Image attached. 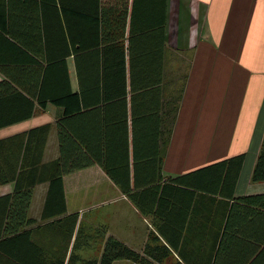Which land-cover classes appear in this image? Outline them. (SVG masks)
I'll return each instance as SVG.
<instances>
[{
	"label": "trees",
	"instance_id": "trees-1",
	"mask_svg": "<svg viewBox=\"0 0 264 264\" xmlns=\"http://www.w3.org/2000/svg\"><path fill=\"white\" fill-rule=\"evenodd\" d=\"M166 4L167 0H0V21L8 16L9 22L24 27L21 37H25L22 40L9 34L23 47L17 50L22 57L12 58L11 63L18 64L21 76L0 79V128L30 118L34 102L44 106L43 102L49 101L60 108L54 120L56 158L42 161L49 123L0 138V185H12L10 194L0 197L9 205L0 243L12 239L28 242L20 250L24 255L10 252L12 256L2 264H111L116 260L218 264V259L223 262L231 257L224 247L231 239L228 232L232 226L237 230L242 217L264 215V193L233 195L243 154L184 174L161 173L181 96L174 89L164 91ZM36 21L43 33L48 23L53 29V43L43 69L42 63L30 56L34 49L26 36ZM1 30L2 23L0 35ZM45 48L36 49L35 56ZM69 56L77 84L72 91L64 65ZM4 66L0 60L1 73H6ZM93 164L149 219L156 233L149 231L141 251H135L112 236L104 237L102 229L85 231L79 226L66 263L64 255L44 256L42 245L29 240L30 228H24L32 223L27 218L32 188L47 183L40 218L62 215L53 220L58 224L49 230L68 238L78 213H65L62 177ZM249 180L264 181V132ZM183 199L215 204L222 225L216 224V246H210L209 253L182 251L190 246L187 234L191 228L177 206L184 205ZM205 205L194 209L204 212ZM67 221L69 226L65 227ZM5 233L8 237H2ZM93 235L102 236L100 254L80 259L74 254L81 246L79 238L83 237L88 246ZM261 249L264 251L263 246Z\"/></svg>",
	"mask_w": 264,
	"mask_h": 264
},
{
	"label": "crops",
	"instance_id": "crops-1",
	"mask_svg": "<svg viewBox=\"0 0 264 264\" xmlns=\"http://www.w3.org/2000/svg\"><path fill=\"white\" fill-rule=\"evenodd\" d=\"M170 1L173 2L170 10L168 0L166 4L165 44L167 48L189 52L191 63L175 116V132L173 131L166 146L161 173L165 176L184 174L216 161L243 154L233 195L238 197L264 193V181L249 180L264 132V0ZM169 14L171 17L173 15L174 18L177 17L179 46H173L167 40ZM0 23L3 29L0 35V60L5 64L6 70V73L0 72V79L19 77L21 73L18 71V64L11 63L12 58L22 57L17 50L18 47L21 49L23 47L9 34L17 35L16 37L23 40L25 37L21 35L24 27L14 21L9 22L6 15L4 21ZM33 24L26 34L34 49L30 56L33 60L40 61L43 69L48 62L46 56L50 54V45L53 43V29L48 23L46 32L43 33L39 21ZM189 31L194 33L192 44L185 41L186 33ZM45 45L46 48L37 52L36 57L35 50L39 47L44 48ZM3 55L6 56L5 62L2 60ZM41 55L44 57L41 58ZM64 62L70 90H76L72 57H66ZM51 74L50 71L47 76ZM34 75L37 76L35 73ZM43 103L44 106H41L40 103L34 102V112L30 118L0 128V138L44 123L51 124L42 152V161L46 162L56 158L58 154L54 120L60 108L49 101ZM62 184L65 213H78L79 209L73 210L76 209L73 207L82 206L83 198L87 195L105 209L96 218V224L86 227L85 221L83 224L81 222L84 215L79 213L73 232L66 238L59 231L49 230L58 224L53 220L62 215L41 220L47 183L35 185L27 209V218L31 219L32 223L24 228H30L29 240L36 245H42L44 256L64 255L66 263L68 255L73 252L72 242L79 226L85 231L88 228L103 227L104 237L112 236L135 251H141L149 231L156 233L149 219L138 212L97 164L65 174L62 177ZM11 189L10 183L0 185V197L10 194ZM182 203L184 205H176L184 212L185 221H189L191 227L187 234L190 246L182 251L193 255L209 253L210 246H216V241L214 242L217 236L216 224L218 222V225H222V220L216 216L215 204L190 202L185 199ZM202 204H206L207 207L204 212L194 209V206ZM8 207V203L0 200V232L2 221L7 217ZM242 218L239 228L236 230L232 226V231L228 232L231 239L224 250L231 257L227 256L223 262L218 259V264H264V251L261 249L264 247V215ZM64 226H69V221L64 223ZM8 235L5 233L2 237ZM201 238L203 240L199 242ZM21 239L24 241L22 237ZM17 240L0 243V264L9 258V255L12 256L10 252L24 255L20 250L23 251L28 242L19 243ZM79 240L81 246L74 250V254L80 259H85L87 256H84V249L87 246L83 237ZM101 248L102 246L96 256L89 258H97ZM111 264L135 263L116 260Z\"/></svg>",
	"mask_w": 264,
	"mask_h": 264
},
{
	"label": "rangeland",
	"instance_id": "rangeland-1",
	"mask_svg": "<svg viewBox=\"0 0 264 264\" xmlns=\"http://www.w3.org/2000/svg\"><path fill=\"white\" fill-rule=\"evenodd\" d=\"M172 5L173 2L168 0L169 10L171 9ZM168 21H169V25H168L169 34L167 40L169 44H172L173 46H179L180 44V42L178 41L179 32L176 29L178 24L177 17L174 18V15L173 17H171V15L169 14ZM194 22L196 24V20ZM193 40H194V33L192 31L186 33L185 41L188 42V44H192ZM190 63H191V57L189 52L184 53L183 51H179L178 49L175 50V49H171L170 47L167 48V51H165V58H164L165 67H164V76H163L165 93H169L171 89H174L177 90L178 93H180V95H182L183 87L187 78L186 76L190 69ZM173 131L175 132V124H173L172 126L169 139H171ZM96 183L99 184V181H97ZM93 191L94 190H92L91 193H93ZM88 193L90 192L88 191ZM73 208H76L73 210L79 209L78 214L83 213L84 218L82 219L81 222L83 224V222L85 221V227L90 224H94V223L96 224V218L98 217V215L101 214V211L105 209L103 205L93 200V198H89L88 195L83 198L82 206L73 207ZM102 229H103V233H105V229L103 227ZM91 238L92 240H90V244L87 246V248L84 249V254H85L84 256H87V258L85 259H88L89 257L92 256L93 257L96 256V254H98V251L100 250V247L102 246V236L99 237L93 235Z\"/></svg>",
	"mask_w": 264,
	"mask_h": 264
}]
</instances>
